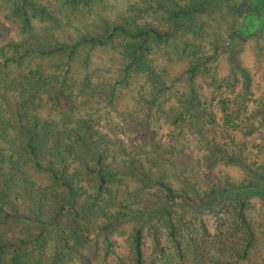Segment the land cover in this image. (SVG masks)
<instances>
[{
	"label": "trees",
	"instance_id": "16d2710c",
	"mask_svg": "<svg viewBox=\"0 0 264 264\" xmlns=\"http://www.w3.org/2000/svg\"><path fill=\"white\" fill-rule=\"evenodd\" d=\"M13 2L17 9L32 5V0ZM143 4L144 14L162 15L163 27L137 25L135 19H128L107 26L104 39L91 37L87 42L106 47L108 42L124 41L120 51L124 80L140 75L144 85L153 92L152 97L170 90L171 86L166 84L172 83L168 74L163 76L165 71L156 64V49L163 48L169 54L172 51L176 54L179 50L185 54L189 67L181 71L180 81L184 80V84L174 92L175 105L167 111L159 108L155 119L166 115L170 127L187 126L195 135L197 145L205 152L203 160L189 157L171 160L164 156L159 160L158 155L150 159L153 165L162 164L163 174L169 172L167 168L171 169L170 176L182 184L177 188L163 174L153 180L144 170L145 164L151 165L144 156L145 148L151 147L157 133L149 123L117 126L119 131L103 133L104 130H98L86 120L72 121L68 117L74 106L71 100L59 112L58 120H42L38 115L39 108L51 103L57 105L60 100L67 102L72 97L75 83L72 78L49 75L40 65L29 68L23 60L32 54L40 57L62 55L67 46L34 50L26 40L20 43L7 41L4 47L8 48L10 55L4 52V48L0 49V198L13 196L15 202L24 205L34 217L43 216L49 222L36 236L23 234L15 243L4 241L0 235V264H45L51 243L56 244L57 264H62L71 251L67 236L47 227L66 210L104 221L100 231L127 219L157 216L162 219L179 264L185 260L184 246L195 257H217L211 259L217 263L223 260L247 261L258 233V228L247 215L248 198L251 195L264 196V163L248 164L241 154L228 150L226 143L216 142L215 136L209 139L208 126L216 124V114L211 111L207 98L197 91L195 78L211 73L209 63L217 53L207 52L203 34L216 29L212 28L210 17L223 13L221 22L225 29L221 33L220 45L229 54V73L220 81L210 75V84L218 81L232 87L241 84L237 96L241 100L234 104L235 112L245 111L244 100L252 96L251 81L245 68L236 60L235 50L240 43L264 32V0H143ZM20 16L26 26L29 20L25 11ZM194 29L197 43L180 44V38ZM74 50L75 47H71L69 59L75 54ZM68 73L64 70L63 75L67 77ZM100 86L90 84L92 89ZM103 94L109 95L106 91ZM153 103L152 98L148 104L150 110ZM230 103L229 98L217 101L227 125L232 122L234 112L227 113ZM253 103L252 116L256 118L255 130L261 141L256 147L264 151V91ZM130 138L141 140V143L126 146L125 141ZM229 144H234V137H229ZM219 160L245 165L249 179L232 183L226 176H216L213 165ZM179 163L181 167L178 168ZM122 168L127 174L140 175L145 184L130 188L119 177ZM35 172L46 174L50 186L37 184L32 178ZM174 205L201 214H213L214 232L204 221H187L182 213L173 210ZM4 217L9 218L6 214ZM262 236L264 244V224ZM153 238L156 240L155 234ZM143 239L142 231L135 230L129 244V264H146ZM112 247L107 240V254L113 252ZM258 264H264V256Z\"/></svg>",
	"mask_w": 264,
	"mask_h": 264
},
{
	"label": "rangeland",
	"instance_id": "374dc122",
	"mask_svg": "<svg viewBox=\"0 0 264 264\" xmlns=\"http://www.w3.org/2000/svg\"><path fill=\"white\" fill-rule=\"evenodd\" d=\"M14 0H0V49L10 55L5 43H20L23 40L33 45L34 50L39 48L56 46H67L62 55L40 57L38 54L24 59V65L34 68L40 65L49 75L72 78L75 83L72 97L67 102L60 100L59 104L53 103L39 108L38 115L42 120L55 121L60 118L59 112L67 107L71 100L74 106L69 113V118L74 121L83 119L103 133L119 131L118 127H125L128 124L149 123L156 129L154 141H150L151 147L145 148V158L149 164H145L144 170L153 180L161 177L163 172L162 164L153 165L150 159L162 156L171 160L186 158H199L203 160L205 152L197 145L192 131L187 126L173 128L170 127L165 117L156 120L155 113L161 108L167 111L174 106V95L176 90L184 84L180 81L181 71L188 68V59L185 54L178 52L169 54L165 49H156V64L160 69L168 74L172 83H167L171 88L152 97L153 92L144 85L140 75L132 76L124 80L120 51L123 50L124 41L114 40L108 42L106 47L93 46L87 42L91 37L104 39L107 29L112 24L124 23L126 20L135 19L137 25H154L163 27L164 20L162 15L144 14L145 5L143 0H32V5H25L24 8H16ZM87 1V2H86ZM25 11L29 23L24 26L22 17ZM44 12V13H43ZM24 17V16H23ZM223 13H215L210 17L213 32L204 33L203 43L207 45V52L215 55L214 60L210 61V75H214L216 80H223L229 73L228 57L229 54L221 47V33L224 28ZM218 23V24H217ZM8 29L7 32L2 29ZM196 29L180 38V44H192L194 41L193 33ZM218 34V37L216 35ZM211 45L214 46L212 49ZM71 47H75L71 55ZM183 48V47H182ZM181 48V49H182ZM236 51V60L247 71L251 81L252 96H247L245 101V111L235 112L237 96L241 92V84L235 87L218 83L210 84V75L195 78L197 91L211 105V111L216 114V124L208 126L209 139L216 137V142L226 143L228 150H233L241 154L246 163H264V151L257 148L261 144L257 121L252 116L254 109L253 101L256 100L264 90V32L250 37L240 43ZM238 51V52H237ZM19 54H22L21 52ZM64 68V69H63ZM68 71L65 77L63 72ZM177 79V81H175ZM90 84L100 85L92 89ZM83 89V90H81ZM112 93L103 94L104 92ZM94 93V94H93ZM97 94V95H96ZM0 95L2 93L0 92ZM153 98L152 110L148 104ZM229 98L228 114L232 111V122L227 125L224 122L223 114L219 111L217 101ZM71 104V105H72ZM162 114V111L159 113ZM191 126V124H189ZM188 126V127H189ZM234 137V144H229V137ZM121 137V136H120ZM141 140L125 141L126 146L131 143L139 145ZM241 148V149H240ZM204 161H202L203 163ZM181 167L179 163L178 168ZM163 174L165 179L170 178L175 187L182 184L170 176L171 169ZM119 177L132 189L145 184L140 175L125 173L126 169H121ZM201 172V171H199ZM213 173L220 177L226 176L230 182L239 183L244 179H249L245 165L234 164L228 161L219 160L213 165ZM158 175V176H157ZM33 180L43 186H50V179L46 174L32 173ZM153 185V183L151 184ZM84 201V199L80 200ZM78 204V210L82 206ZM0 235L4 241L15 243L23 237V234L36 236L41 232L43 225L48 224L46 217H34L24 205L15 202L13 196L0 198ZM157 208L156 210H158ZM173 210L182 213L187 221H204V224L211 232L215 230V218L211 213H198L178 205L173 206ZM9 218H5L4 215ZM248 218L258 228L256 241L253 244L247 261L235 262L223 260L221 264H258L264 256L263 244V224H264V196L251 195L248 198ZM57 221L50 222L47 228L59 230L66 234L68 243L71 247L69 255L62 264H129L130 263V239L135 230H141L143 234L144 257L146 264H179L174 248L168 242L166 232L162 226V219L157 216L152 219L132 218L121 222L106 231H100L104 221L89 218L83 214L75 215L73 211H64ZM155 234V238H153ZM107 240L113 245L111 253H106ZM56 244L51 243L48 247L45 264H57L55 260ZM183 264H220L211 259L217 257H206L201 259L195 257L191 251L184 246ZM220 261V260H219Z\"/></svg>",
	"mask_w": 264,
	"mask_h": 264
}]
</instances>
